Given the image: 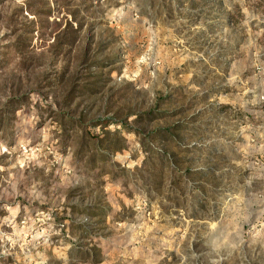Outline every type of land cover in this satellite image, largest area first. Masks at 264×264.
<instances>
[{
	"label": "rangeland",
	"instance_id": "1",
	"mask_svg": "<svg viewBox=\"0 0 264 264\" xmlns=\"http://www.w3.org/2000/svg\"><path fill=\"white\" fill-rule=\"evenodd\" d=\"M26 1L0 0V264H264V0ZM145 149L202 176L158 184Z\"/></svg>",
	"mask_w": 264,
	"mask_h": 264
},
{
	"label": "trees",
	"instance_id": "2",
	"mask_svg": "<svg viewBox=\"0 0 264 264\" xmlns=\"http://www.w3.org/2000/svg\"><path fill=\"white\" fill-rule=\"evenodd\" d=\"M30 1L33 0H27L25 4H28ZM97 121L94 122L93 126H95ZM106 126V125H105ZM166 129H156L147 139H153V140H173L175 146H177V136H173L167 132ZM102 140L101 137H93L90 135V133L83 132L80 143H79V149L78 152L83 155L85 152H88L89 161H94L95 157L98 155V160H100L101 166H106L105 164L108 163L107 160H104V158L101 155L102 151L99 149L100 141ZM141 144L144 146L145 142H141ZM145 148V147H144ZM165 156H170L169 154H162V153H154L144 150V157L142 159V168H137L136 170H139L140 172H143V168H148L144 172L147 173L148 178L152 179L153 177L151 174H154V178L156 177L158 184L162 183L164 180L168 179L169 183L172 184L176 189L181 190L182 193L184 190H186L187 185L186 183L189 181V178L192 177L193 174L197 175V178H201L202 173L194 172L190 169V167L181 169L176 165L173 161L165 162ZM110 168V167H109ZM150 169L154 170V173L148 172ZM113 170V169H111ZM109 170L108 172L111 174L112 171ZM136 174V173H135ZM134 174V175H135ZM150 174V175H149ZM146 176V177H147ZM144 177V178H146ZM136 178H140L136 176ZM155 180V179H152Z\"/></svg>",
	"mask_w": 264,
	"mask_h": 264
}]
</instances>
